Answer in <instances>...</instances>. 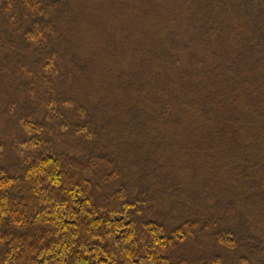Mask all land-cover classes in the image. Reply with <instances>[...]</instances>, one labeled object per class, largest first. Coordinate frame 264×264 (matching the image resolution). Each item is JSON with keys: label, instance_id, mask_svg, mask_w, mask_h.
Instances as JSON below:
<instances>
[{"label": "trees", "instance_id": "16d2710c", "mask_svg": "<svg viewBox=\"0 0 264 264\" xmlns=\"http://www.w3.org/2000/svg\"><path fill=\"white\" fill-rule=\"evenodd\" d=\"M204 2L210 19L191 20L190 41L167 39L174 59L201 46L213 61L191 58L198 72L188 76L202 81L190 90L209 108L190 125L194 161L166 151L162 129L179 125L168 114L176 96L161 76L142 92L143 109L122 108L131 124L76 104L67 125L59 95L62 87L73 92L65 74L79 61L69 40L74 0H0V73L26 98L20 143L0 152V264H263L264 234L251 233L241 202L264 179V112L248 92L264 88V10L228 1L248 28L237 51L211 19L217 2ZM175 68L184 82L187 73Z\"/></svg>", "mask_w": 264, "mask_h": 264}, {"label": "rangeland", "instance_id": "374dc122", "mask_svg": "<svg viewBox=\"0 0 264 264\" xmlns=\"http://www.w3.org/2000/svg\"><path fill=\"white\" fill-rule=\"evenodd\" d=\"M204 1L74 0L76 10L71 15L77 16V22L70 28L69 40L74 47L72 56L79 57V61L76 66L68 65L69 71L65 74L66 86L74 83L73 92H68L62 87L63 92L61 96L59 95L62 104L59 106L62 115L66 117V124L70 125L72 109L79 107L76 104L87 107L91 113L96 112L100 120H112L118 126L131 124L130 109L122 108L129 104L133 106L132 110L143 109L145 102L142 95L145 93L142 92L151 91L149 83L161 76L163 78L161 84L170 89L169 94L173 93L172 96H176L168 114L172 115L173 121L179 125L177 127L179 129L173 126L162 129L167 135L166 139L164 138L166 143L163 142L167 146L166 151L169 153L178 151L181 158L182 154L184 156L186 154L190 159L198 160L194 159L197 156L194 155L193 145H189L190 138L187 136L192 131L190 125L197 126L198 122L200 124L201 120L205 119L204 109L209 111V108L197 105L194 90H190V86L199 84L202 79L188 75H196L198 72L191 64L192 56L199 63L209 60L211 65L213 61L201 46L183 52L174 59L177 52L169 47L168 41L177 47L189 42L190 35L196 33L197 27L193 31L194 24L191 20L195 17L210 19V14L205 13ZM212 1L217 4L211 19L218 18L221 38L230 36L231 50L239 51L241 45L238 44L245 41L248 34V28L245 30L247 24L244 14H241L238 8L229 5V0ZM247 1L250 5L253 4V7L264 10V0ZM228 26L230 28L226 30ZM151 54L157 55L159 62H156ZM233 57L236 58V55ZM176 62L180 70L187 73V76L182 78L184 82L176 78L177 72L176 68L174 69ZM84 66L85 69L82 71L81 67ZM70 72L73 74L72 77L69 76ZM261 76L264 87V68ZM153 91L158 100H170L169 94L164 91ZM248 92L253 95L254 103L260 105V112H264V88L259 92L250 88ZM25 99V95L9 80V75L0 73V152L20 143L16 120L21 114L19 108L23 106ZM64 103L67 105H63ZM185 113L188 115L183 119ZM44 115L45 113L42 117ZM163 119L169 120L168 117ZM210 137L207 139H212ZM137 143L141 144L140 139L139 141L137 139ZM222 150H228L227 144L223 145ZM161 153L162 157L167 156L164 151ZM199 162H204L201 155ZM258 180L261 181L259 187L257 185L251 187L249 192L251 194L244 196L241 206L251 233L260 235L264 234V179ZM248 200L252 203L248 204ZM257 240L260 242V248H263L264 239ZM260 262L264 264V255Z\"/></svg>", "mask_w": 264, "mask_h": 264}]
</instances>
